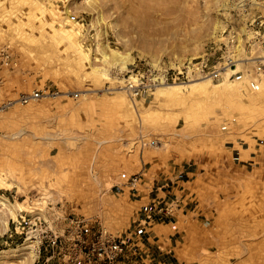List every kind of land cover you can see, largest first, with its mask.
Masks as SVG:
<instances>
[{
  "label": "rangeland",
  "instance_id": "374dc122",
  "mask_svg": "<svg viewBox=\"0 0 264 264\" xmlns=\"http://www.w3.org/2000/svg\"><path fill=\"white\" fill-rule=\"evenodd\" d=\"M223 2L0 0V264H264V73Z\"/></svg>",
  "mask_w": 264,
  "mask_h": 264
},
{
  "label": "built area",
  "instance_id": "2783aa9c",
  "mask_svg": "<svg viewBox=\"0 0 264 264\" xmlns=\"http://www.w3.org/2000/svg\"><path fill=\"white\" fill-rule=\"evenodd\" d=\"M224 2L226 5L221 10L227 15L230 24L224 26L225 32L229 29L227 41L243 46L247 54L245 61L253 64L254 73L257 75L264 73V0H224ZM236 62L235 59L227 58L225 68H235ZM143 88L141 84L132 81L125 84V92L131 98L139 97ZM38 97L39 93L35 92L31 96L20 97L19 101L25 104L30 99ZM141 180V174L132 176L129 181L131 190H137ZM166 210L170 214L173 211Z\"/></svg>",
  "mask_w": 264,
  "mask_h": 264
},
{
  "label": "bare ground",
  "instance_id": "6f19581e",
  "mask_svg": "<svg viewBox=\"0 0 264 264\" xmlns=\"http://www.w3.org/2000/svg\"><path fill=\"white\" fill-rule=\"evenodd\" d=\"M111 52H112L111 55L114 57L116 62H118V64L121 65L122 68H126V64L129 62V58L127 56H123V55L115 53L113 51H111Z\"/></svg>",
  "mask_w": 264,
  "mask_h": 264
},
{
  "label": "crops",
  "instance_id": "0c3cea01",
  "mask_svg": "<svg viewBox=\"0 0 264 264\" xmlns=\"http://www.w3.org/2000/svg\"><path fill=\"white\" fill-rule=\"evenodd\" d=\"M161 193H158V196L160 195ZM150 200V199H149Z\"/></svg>",
  "mask_w": 264,
  "mask_h": 264
}]
</instances>
